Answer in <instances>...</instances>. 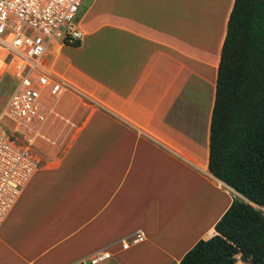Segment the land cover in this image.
I'll return each mask as SVG.
<instances>
[{
	"label": "crops",
	"instance_id": "obj_1",
	"mask_svg": "<svg viewBox=\"0 0 264 264\" xmlns=\"http://www.w3.org/2000/svg\"><path fill=\"white\" fill-rule=\"evenodd\" d=\"M234 1L81 0V43L49 55L69 86L46 101L0 264H77L104 249L99 264H178L216 233L239 196L208 169ZM138 229L145 239L123 248Z\"/></svg>",
	"mask_w": 264,
	"mask_h": 264
},
{
	"label": "trees",
	"instance_id": "obj_2",
	"mask_svg": "<svg viewBox=\"0 0 264 264\" xmlns=\"http://www.w3.org/2000/svg\"><path fill=\"white\" fill-rule=\"evenodd\" d=\"M208 169L239 196L178 264H264V0H235L229 14Z\"/></svg>",
	"mask_w": 264,
	"mask_h": 264
},
{
	"label": "built area",
	"instance_id": "obj_3",
	"mask_svg": "<svg viewBox=\"0 0 264 264\" xmlns=\"http://www.w3.org/2000/svg\"><path fill=\"white\" fill-rule=\"evenodd\" d=\"M80 5L81 0H0V77L11 71L16 80L0 114V227L38 167L31 147L43 137L41 128L52 113L46 101L69 86L50 66L49 55L55 46L81 43ZM144 239L138 229L123 248ZM110 258L104 249L77 264Z\"/></svg>",
	"mask_w": 264,
	"mask_h": 264
},
{
	"label": "rangeland",
	"instance_id": "obj_4",
	"mask_svg": "<svg viewBox=\"0 0 264 264\" xmlns=\"http://www.w3.org/2000/svg\"><path fill=\"white\" fill-rule=\"evenodd\" d=\"M82 30V29H81ZM57 45H60L59 42L56 43ZM63 49V47H62ZM60 50L62 54L66 53V48L63 50ZM15 78L13 77V73L9 71L5 75L0 77V114L2 113L9 97L11 96V93L15 86ZM6 128H9V126L4 123L3 124ZM239 253L237 254V258L239 257ZM238 261V260H237ZM102 264H109L108 262L102 263Z\"/></svg>",
	"mask_w": 264,
	"mask_h": 264
}]
</instances>
